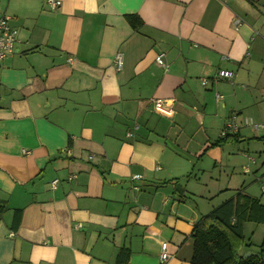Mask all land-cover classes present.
Returning a JSON list of instances; mask_svg holds the SVG:
<instances>
[{
    "label": "crops",
    "instance_id": "1",
    "mask_svg": "<svg viewBox=\"0 0 264 264\" xmlns=\"http://www.w3.org/2000/svg\"><path fill=\"white\" fill-rule=\"evenodd\" d=\"M45 1L0 0L17 35L0 63V264H115L124 249L126 264H189L202 216L259 200L223 170L228 198L209 205L192 174L232 117L263 114L264 0ZM219 70L233 80L213 83ZM228 145L204 167H225Z\"/></svg>",
    "mask_w": 264,
    "mask_h": 264
},
{
    "label": "trees",
    "instance_id": "2",
    "mask_svg": "<svg viewBox=\"0 0 264 264\" xmlns=\"http://www.w3.org/2000/svg\"><path fill=\"white\" fill-rule=\"evenodd\" d=\"M132 28L141 25L135 16H128ZM240 141L235 135L221 136L206 147L202 154L220 147L223 144ZM200 156H202L200 154ZM21 211L13 213V223L16 228ZM254 223L264 225V204L258 199L245 195L221 203L210 213L202 216L195 224L192 238V254L189 264H264V235L256 251H252L251 240L243 234V225ZM252 252L257 256L244 258V254ZM128 251L121 250L115 264H126Z\"/></svg>",
    "mask_w": 264,
    "mask_h": 264
},
{
    "label": "rangeland",
    "instance_id": "3",
    "mask_svg": "<svg viewBox=\"0 0 264 264\" xmlns=\"http://www.w3.org/2000/svg\"><path fill=\"white\" fill-rule=\"evenodd\" d=\"M257 105L259 108H261V110H263V114L257 115L252 112H245L242 116L238 117L237 124L239 125L241 134L244 135L245 141L235 144L230 143V145L223 144L228 145L225 149H231L232 152L229 153L230 157L225 158L224 160L226 164L225 167L221 169L215 167V169H213L212 164L209 167L208 165L204 167V162L209 161L206 157H208V154L211 150L205 154L201 153L202 156L193 158V164L194 166L197 164V166L192 176L195 175L199 178L195 185H198L199 187L206 189V191L211 192L210 195L206 197V203L209 205L216 206L228 198L226 197L228 195L224 194L215 195L217 192L221 191V189L218 188L219 186H222V176L224 174L223 170H225L226 173L231 172L233 175L229 183V188H233L234 186L237 188L243 184L244 190L246 189L249 194L257 196V198H259V200L264 204V192H261V189L264 188V140H260L264 138V127L259 128L258 130H253L252 127L243 125V119L246 118L252 120L253 124L264 126V101L260 99L257 100ZM199 133L200 135L198 136V140L200 142L202 138V132L199 131ZM236 134H238V132ZM212 138L214 139L215 137ZM193 145H196V143ZM229 160L233 165L231 163L227 165ZM251 160H255L257 165H253L254 162ZM260 165L261 168H259ZM244 169H247L250 172L244 173ZM254 171L257 173L255 174V177ZM258 179L259 182L256 181ZM204 189H201V191H204ZM242 231L245 238H249L251 240L252 244L250 249L252 251H256L259 248L258 246L264 235V225L245 223L243 225Z\"/></svg>",
    "mask_w": 264,
    "mask_h": 264
},
{
    "label": "built area",
    "instance_id": "4",
    "mask_svg": "<svg viewBox=\"0 0 264 264\" xmlns=\"http://www.w3.org/2000/svg\"><path fill=\"white\" fill-rule=\"evenodd\" d=\"M48 9L50 11H55L60 6V1L58 0H46L45 1ZM8 18L6 16L0 15V63H2L9 55H11L14 51L15 44L17 42V35L16 31L12 29L8 23ZM155 63L161 67L164 70H167L168 67L163 61V55L159 54L155 57ZM123 65V57L120 53H117L113 60V67L116 71L121 70ZM234 78V73L230 71L225 70H219L216 73V76L212 79L213 83H216L217 81L225 80V81H232ZM208 81L206 79L201 80V85L204 87L206 86ZM215 98L217 100H220L222 97L219 94H215ZM164 103H161L160 101H156L155 103V109L159 113L167 114V111L165 107H162ZM243 125L250 126L253 128V130H258L259 128H263L262 125H256L253 124L252 120L250 119H244ZM239 130V125L237 124L236 117H232L228 123L225 124L224 128L222 129L221 136L226 135H235ZM130 134H127V137H129ZM141 177L139 175H134L132 177V180H139ZM55 182H53V185ZM136 189V188H134ZM264 190V188L262 189ZM12 236V234H10ZM160 261L165 262L168 260L169 255L166 252V244L161 245V252L159 255Z\"/></svg>",
    "mask_w": 264,
    "mask_h": 264
},
{
    "label": "water",
    "instance_id": "5",
    "mask_svg": "<svg viewBox=\"0 0 264 264\" xmlns=\"http://www.w3.org/2000/svg\"><path fill=\"white\" fill-rule=\"evenodd\" d=\"M249 256H257V255L252 253V252H248V253L244 254L243 257L246 258V257H249Z\"/></svg>",
    "mask_w": 264,
    "mask_h": 264
}]
</instances>
